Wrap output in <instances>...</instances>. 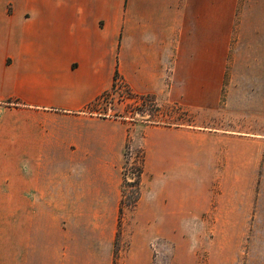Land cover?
Returning a JSON list of instances; mask_svg holds the SVG:
<instances>
[{"label":"crops","instance_id":"0c3cea01","mask_svg":"<svg viewBox=\"0 0 264 264\" xmlns=\"http://www.w3.org/2000/svg\"><path fill=\"white\" fill-rule=\"evenodd\" d=\"M114 84L232 120L238 94L264 93V0H0V264H153L148 240L116 256L128 139L171 146L144 147L130 219H233L212 181L176 182L169 132L94 109ZM216 131L196 130L233 137Z\"/></svg>","mask_w":264,"mask_h":264},{"label":"rangeland","instance_id":"374dc122","mask_svg":"<svg viewBox=\"0 0 264 264\" xmlns=\"http://www.w3.org/2000/svg\"><path fill=\"white\" fill-rule=\"evenodd\" d=\"M238 96L229 113L233 119L209 126L196 123L193 116L174 103L134 95L124 84L114 86L94 107L104 117L125 119L139 128L146 126L141 130L154 139L169 132L174 138L176 155L187 154L174 158L176 182L212 181L226 194L216 199L232 204L227 216L233 219H130L139 196L144 147L159 150L171 146H145L141 140L132 143L128 139L122 157L123 208L116 233V252L129 251L132 240L140 250L143 241L148 240L153 264H264V93ZM165 127L171 131H164ZM203 129H216L219 134L233 137L213 139L196 132ZM222 148H232L239 156L226 158L217 151H202ZM159 165L151 163L153 168ZM204 200L202 196L193 198L195 202Z\"/></svg>","mask_w":264,"mask_h":264},{"label":"trees","instance_id":"16d2710c","mask_svg":"<svg viewBox=\"0 0 264 264\" xmlns=\"http://www.w3.org/2000/svg\"><path fill=\"white\" fill-rule=\"evenodd\" d=\"M115 80L116 81L118 80V74L117 73L115 74ZM114 86H115V84H114ZM116 256H117V252H116Z\"/></svg>","mask_w":264,"mask_h":264}]
</instances>
